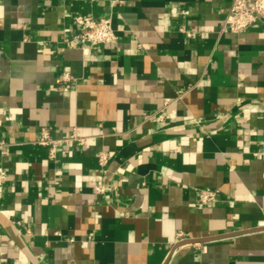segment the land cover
I'll list each match as a JSON object with an SVG mask.
<instances>
[{"label":"crops","instance_id":"obj_1","mask_svg":"<svg viewBox=\"0 0 264 264\" xmlns=\"http://www.w3.org/2000/svg\"><path fill=\"white\" fill-rule=\"evenodd\" d=\"M231 2L0 0V264H264V18Z\"/></svg>","mask_w":264,"mask_h":264},{"label":"built area","instance_id":"obj_2","mask_svg":"<svg viewBox=\"0 0 264 264\" xmlns=\"http://www.w3.org/2000/svg\"><path fill=\"white\" fill-rule=\"evenodd\" d=\"M261 18H264V0H232L224 20L223 29L232 32L242 31ZM74 19L80 27L79 32L74 36L75 39H83L91 46L100 43H110L116 40V35L109 17L95 19L88 14H78ZM69 140L70 137H52L45 127L41 128L39 136L37 137V142L48 148L50 158L55 156L58 144ZM259 155L264 160V148L259 150ZM99 160L104 162L106 160V154L101 153L99 155ZM6 179L7 172L4 168L0 167V185L3 184ZM103 191L104 187L101 183L94 186L95 193H102ZM196 192L197 200L202 204L210 203L216 199L214 191L209 188L197 189ZM177 240V242L180 243L187 239H184L182 233H178ZM191 242H196V240L193 241L191 239Z\"/></svg>","mask_w":264,"mask_h":264}]
</instances>
